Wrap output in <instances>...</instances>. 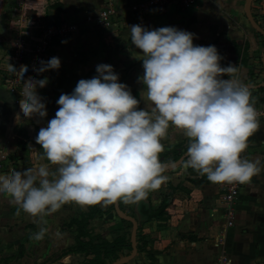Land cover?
I'll return each mask as SVG.
<instances>
[{
    "label": "clouds",
    "instance_id": "9594fccd",
    "mask_svg": "<svg viewBox=\"0 0 264 264\" xmlns=\"http://www.w3.org/2000/svg\"><path fill=\"white\" fill-rule=\"evenodd\" d=\"M130 30L132 45L141 50L146 108L111 65H98V76L81 79L72 94L59 97L55 116L36 136L42 149L37 163L0 174V194L42 223L69 203H137L159 190L169 179L160 153L170 127L188 139L186 167L211 183L246 184L261 171L259 160L243 157L260 122L234 65L222 67L217 48L194 45L193 33L141 25ZM41 63L40 73L61 66L57 57ZM9 71L17 70L9 64ZM20 71L23 79L27 66ZM46 84L47 78L24 82L19 104L25 117L47 116L37 92ZM46 232L41 227L33 238Z\"/></svg>",
    "mask_w": 264,
    "mask_h": 264
},
{
    "label": "crops",
    "instance_id": "0c3cea01",
    "mask_svg": "<svg viewBox=\"0 0 264 264\" xmlns=\"http://www.w3.org/2000/svg\"><path fill=\"white\" fill-rule=\"evenodd\" d=\"M45 1L47 3L48 0ZM140 1L57 0V4H61L62 7L60 9L54 7L51 10L53 15L58 20L64 17L78 25V31L72 40L58 42L55 47L57 58L61 61L60 79L70 84L68 94L73 93L81 79L98 76L96 71L98 65L108 64L119 76V82L128 85L133 96L140 100L139 107L146 108L145 101L140 96L145 88L139 81L144 72L140 59L141 50L132 45L131 25H141L148 30L175 27L193 33L194 45L215 46L223 57L220 61L221 66L234 65L236 68L234 77L243 84H253L251 80L254 78L250 77L249 72L255 70L248 68L256 55L258 39L241 22V6L237 0H204L198 8L179 11L170 7L164 14L148 10L144 22L139 24L136 17L129 12V7ZM109 3L118 11L114 25L102 29V32L93 25L84 23L83 20L88 14H96ZM216 4L225 10L224 17H214L209 12V8ZM23 15L26 16L24 12ZM26 17L30 22H39L35 19L36 16ZM234 43L242 48H244L242 43L249 46L248 65L241 66L240 58L233 51ZM225 78L230 77L225 75ZM2 91L0 84V93ZM38 95L46 105L47 116L41 118L34 115L28 118L19 109L16 119L20 114V122L17 130H15L17 121L14 123L10 135L12 137L5 138L4 119L0 117V174H8L10 169L23 171L37 163V153L42 149L36 143V136L42 127H47L48 121L55 116L59 108L57 103L59 96L56 103L52 101L47 103L46 93L39 91ZM1 107L0 105V111ZM19 141L24 145L19 147L17 145ZM161 142L165 150L178 144L188 145V139L183 133L172 127ZM257 143V138L252 136L248 148L257 147L251 150L252 161L261 157ZM263 164L264 162L260 161L258 166L261 171L247 183L240 194V203L236 207L238 221L236 220L235 226L226 232V247L233 232L235 233L234 247L232 250L227 248L225 250L227 254L230 253L233 264H264ZM52 171H55L54 167ZM163 174L169 179L159 190L150 192L146 199L134 203L129 209H125L122 204L124 213L132 211L138 222L137 246L142 248V252L137 250L135 258L126 264L214 263L219 251L214 249L213 239L223 226L220 214L218 215L214 207L218 202L214 185L206 176L186 167V160L179 167ZM193 180L198 182L194 183ZM98 206L103 211L110 209L103 204ZM164 210L165 214L161 215L160 212ZM87 211L88 207L81 208L77 204L69 203L56 213L45 216L46 223H42L40 218L32 217L20 209L10 197L0 194V264H76L78 259L82 261L83 257L80 254L70 251L76 236V226L70 222ZM109 215L110 213L106 216ZM106 216L91 220L89 230L94 234H100L107 241H112L114 235L107 237L103 233ZM41 227L46 228L47 232L43 239L36 240L33 235ZM237 228H240L237 232L233 231ZM242 228L245 229V234L242 233ZM180 235H184L185 238H181Z\"/></svg>",
    "mask_w": 264,
    "mask_h": 264
},
{
    "label": "rangeland",
    "instance_id": "374dc122",
    "mask_svg": "<svg viewBox=\"0 0 264 264\" xmlns=\"http://www.w3.org/2000/svg\"><path fill=\"white\" fill-rule=\"evenodd\" d=\"M230 1H233V0H230ZM246 1L247 0H237V2H239V5L241 6V16H240L241 22L244 24L245 28L249 29L252 33H254V35L258 39L257 44H256V51H255L256 55L255 57H253L254 59L249 64L250 66L248 68L250 70L252 69L255 70V71L249 72L250 77L254 79L251 80L253 84H248V85H257V84H261L264 82V69L261 65V56L263 52L264 40L256 32V30L251 26V24L249 23L247 19V15H249L253 20H255L257 25H259L261 28L264 29V0H250V3H252V6L250 5L247 6ZM55 4H57V0H48L47 3L45 0H0V84H2L3 80L8 79L9 73L13 72V71H9V64L13 65L12 57L17 50L18 44L22 43L23 41H25L26 43L31 42V40L33 39L34 33L36 31L37 25L48 26L58 21V18L55 15H53L51 11L54 8ZM44 6H45V9H44ZM27 8H32V10L35 11L36 13L35 19L39 20V22L37 21L35 24H32V22L29 21V18L23 15V12H25ZM44 10L46 11V13H44ZM209 12L213 14L214 17L215 16H219V17L225 16V10H223V8L219 7L217 4L209 8ZM178 16L181 17V15H178ZM83 21L84 23H87L85 19ZM91 25H93L95 28H97L100 31L104 29V28L97 27L94 24H91ZM242 44H244V47L247 46V49H248L249 46L247 45V43H242ZM246 54H247V51H246ZM237 57L241 59V53L238 54ZM246 65H248V58L246 60ZM47 71H48L47 76L45 75L46 71H44V74L42 75V78L40 79L42 80V79L47 78V84L45 87L38 88L37 92L42 91V93H46V95L48 96L46 99L47 103L50 101H52L53 103H56L57 101L56 98L58 96L60 97L62 94H68L70 84L62 82V80L60 79L61 78L60 76L62 75H60L61 73L59 69L58 71H56V69H51ZM252 91H256V90H250V92ZM251 99L256 104L261 105L260 111L262 115L259 118L260 128L253 135V137L257 138V142H258L257 144L260 150L259 156L261 157H259L257 160L263 163L264 162V104H261L259 100L264 99V91L261 92L257 90L254 94L251 93ZM19 109H20V105H18V110ZM19 115H18V118L15 120V122L17 121L15 130H17L19 126V122H20ZM255 148L257 147L251 146L247 148L246 159L251 160L250 158L252 157L250 153H251V150L253 151ZM212 184L214 185L215 193L218 199V202L217 203L215 202L216 204H214V207L218 211V215L220 214L219 217L222 219L223 221L222 225L224 226L225 224L224 206L222 202L219 200V194L217 195V192H218L217 186L214 183ZM246 185L247 183L243 184L241 193L243 192V189L246 188L245 187ZM239 203L240 202L238 199L236 200L234 204L235 213L237 212L236 207L238 206ZM122 204H124L125 209L127 208L129 209L134 206V203H129L126 205L125 203L122 202ZM107 207L111 209L113 207V204L107 205ZM123 214L125 215V213ZM236 220L237 219L235 217V223H236ZM104 222L105 224L103 227L104 228L103 233L107 237L109 236L113 237V235L117 234V232H120L121 234L123 233L130 234L131 232V227H129L127 224L122 223L121 219L119 220L118 216L115 214L114 211H110V215L106 216ZM105 225H108V226H105ZM223 226L221 227L217 237L213 239L214 249H217L218 251H219V248L215 247V244L217 243L216 239L220 236L221 230H223ZM238 227H241V226H238ZM239 229L240 228H237V229H234L233 231L237 232V230ZM241 230H242V233L245 234L246 232L245 229L242 228ZM234 234L235 233L233 232L232 235L234 236ZM233 236H231L230 241L228 242L229 243L228 247H225V250L226 248L227 250L228 249L232 250V248L234 247L233 246V242H234ZM229 254L227 255L230 257L231 255ZM215 259H214V262H215ZM80 262L81 260L78 259L76 264H79Z\"/></svg>",
    "mask_w": 264,
    "mask_h": 264
},
{
    "label": "built area",
    "instance_id": "2783aa9c",
    "mask_svg": "<svg viewBox=\"0 0 264 264\" xmlns=\"http://www.w3.org/2000/svg\"><path fill=\"white\" fill-rule=\"evenodd\" d=\"M204 0H141L129 7V12L136 17L139 24L144 22L146 12L154 10L159 14H164L168 8L174 7L179 11L198 8ZM118 11L112 4H107L102 7L96 14H88L85 21L88 24H94L100 28H108L114 25V19L117 18ZM36 22L33 21L32 24ZM78 31V25L74 22L66 20L64 17L60 18L56 23L48 26H36L31 42L23 41L17 46V50L12 57L13 66L17 71L8 74V79L3 80L2 87L13 94L18 105L21 97V92L24 88V82L29 78L40 80L44 72L40 73L37 70L42 67V61L47 62L53 57H57L55 47L58 42L70 41L74 38ZM21 66H27V71L23 74L20 71ZM260 118L261 105L256 104L252 100ZM247 151V150H246ZM246 151L243 157L246 158ZM219 194V200L224 206L225 224L220 236L216 239L215 247L219 248V254L216 256L214 264H233L232 259L226 254V233L230 228L235 226L236 213L234 211V204L239 199L243 184L240 183H223L215 184Z\"/></svg>",
    "mask_w": 264,
    "mask_h": 264
},
{
    "label": "trees",
    "instance_id": "16d2710c",
    "mask_svg": "<svg viewBox=\"0 0 264 264\" xmlns=\"http://www.w3.org/2000/svg\"><path fill=\"white\" fill-rule=\"evenodd\" d=\"M54 7L60 9L62 5L55 4ZM24 13L26 16H36L35 11L30 10L29 8H27ZM200 46L207 45L200 44ZM233 51L236 55L241 53V66H246L247 46L242 48L241 46L234 43ZM227 66H229V64H227ZM223 78H225V76ZM256 91H252L251 93L254 94ZM258 91L263 92L264 87L258 89ZM259 102L261 104H264V99H260ZM17 145L21 147L24 145V143L22 141H19ZM39 147L41 146L39 145ZM186 150L187 145L182 146V144L175 145L168 150L164 149L160 153V160L164 164L175 162L182 156V154ZM193 181L194 183L198 182L197 180ZM118 202L120 210L124 213L122 202ZM110 211H114V208L112 207L110 210L103 211L99 208L98 204L94 206H88L87 212L82 213L78 219L71 220L70 224L76 226V236L74 238V246L70 248V251L80 254L83 257V260L79 264H111L112 262L118 260L122 255H124V253L129 254L131 252L130 234H121L120 232H117V234L114 235L112 241H107L102 238L100 234H94L92 231L89 230V222L91 220H93L95 217L102 218L108 215ZM125 214L134 218V214L132 211H129ZM160 214L164 215L165 210L160 212ZM121 222L131 227V224L129 222L124 220H121ZM180 237L185 238L184 235H180ZM141 249V246L138 245V252H142Z\"/></svg>",
    "mask_w": 264,
    "mask_h": 264
},
{
    "label": "water",
    "instance_id": "95a60500",
    "mask_svg": "<svg viewBox=\"0 0 264 264\" xmlns=\"http://www.w3.org/2000/svg\"><path fill=\"white\" fill-rule=\"evenodd\" d=\"M246 5H250V0L246 1ZM247 19L251 26L256 30V32L262 36L264 40V29L261 28L259 25L256 24L255 20H253L249 15H247ZM261 64L264 69V46H263V52L261 56ZM228 79V78H223ZM242 83V82H241ZM246 85V84H245ZM250 90H258L262 87H264V82L257 85H246ZM3 88V87H2ZM13 105L16 103V98L13 94L9 93L3 88V91L0 93V105L1 106H7L8 104ZM13 109V106H12ZM17 111L13 109V113L10 115V117L6 120V122L3 121V130H4V136L5 138H9L11 135V130L13 127V124L15 122ZM187 159V150L182 154V156L175 162L166 164L167 168L165 171L173 170L177 167H179L184 160ZM114 211L119 219L127 221L131 224V232H130V245H131V252L127 256H123L119 258L118 260L112 262L111 264H126L127 262L131 261L137 254V231H138V222L135 218L131 216L124 215L119 207V202L113 204Z\"/></svg>",
    "mask_w": 264,
    "mask_h": 264
},
{
    "label": "flooded vegetation",
    "instance_id": "af4514ba",
    "mask_svg": "<svg viewBox=\"0 0 264 264\" xmlns=\"http://www.w3.org/2000/svg\"><path fill=\"white\" fill-rule=\"evenodd\" d=\"M12 106H13V109H15L17 112H18V104L15 103L13 105L8 104L7 106H2L1 107V111H0V117H2L4 120V122H6V120L10 117V115L13 113V109H12ZM17 116V114H16ZM16 119V117H15Z\"/></svg>",
    "mask_w": 264,
    "mask_h": 264
}]
</instances>
